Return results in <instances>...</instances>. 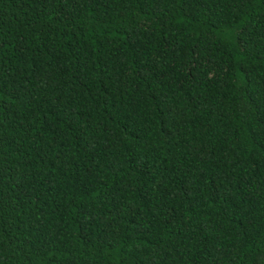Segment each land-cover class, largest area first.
Segmentation results:
<instances>
[{"label":"trees","instance_id":"1","mask_svg":"<svg viewBox=\"0 0 264 264\" xmlns=\"http://www.w3.org/2000/svg\"><path fill=\"white\" fill-rule=\"evenodd\" d=\"M0 264H264V0H0Z\"/></svg>","mask_w":264,"mask_h":264}]
</instances>
